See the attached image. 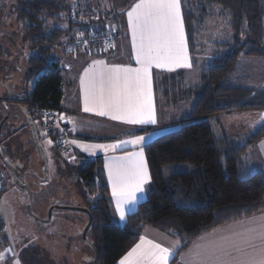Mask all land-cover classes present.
Segmentation results:
<instances>
[{"label": "trees", "instance_id": "1", "mask_svg": "<svg viewBox=\"0 0 264 264\" xmlns=\"http://www.w3.org/2000/svg\"><path fill=\"white\" fill-rule=\"evenodd\" d=\"M182 7L193 54L197 51L194 37L202 34L204 22L210 16L227 22L233 38L220 44L211 60H204L195 88L185 86V72L163 76L165 100L172 104L178 97L194 99V106L178 123L179 129L145 145L151 176L149 194L128 216L124 226L114 221L104 157L100 155L85 161L79 169L72 166L74 177L84 192V208L91 212L92 224L87 238L90 237L89 243L98 254V264H119L148 227L181 243L172 261L175 264L177 255L202 235L264 211V173L252 171L246 161L248 151L264 140V124L238 141L222 131V123L217 119L232 111L264 109V87L248 86L250 75L241 64L242 58L264 60V0H182ZM14 9L24 37L37 54L28 60L24 97L12 101L28 105L27 116L36 126L34 115L58 109L65 95L62 69L52 58L60 39L65 38L62 43L67 55L100 50V56L109 57L114 46L124 39V25L121 14L114 10L84 8L71 12L70 9L68 17L62 18L61 0H24ZM54 22H64L67 26L63 29L59 24L54 26ZM94 36H107L110 43L80 45ZM23 115L20 120L30 128L27 116ZM150 131L138 129L130 135ZM12 137L0 139V143L6 161L13 163L17 147L12 144ZM48 137L55 142L54 136ZM173 166L187 169L175 171ZM5 168L16 183L13 172L0 158V172L5 179L0 196L7 189ZM14 170L20 175L19 169ZM19 181L26 183L22 179ZM50 205L56 206L54 202ZM82 212L89 222V215ZM0 226H3L1 221ZM22 257L28 264L30 257L25 251ZM30 264L51 262L32 257Z\"/></svg>", "mask_w": 264, "mask_h": 264}, {"label": "snow or ice", "instance_id": "2", "mask_svg": "<svg viewBox=\"0 0 264 264\" xmlns=\"http://www.w3.org/2000/svg\"><path fill=\"white\" fill-rule=\"evenodd\" d=\"M127 18L137 66L93 61L80 77L84 111L129 125H156L153 68L172 71L192 67L181 0H139L127 12ZM151 135L153 133L148 134ZM146 139L142 135L115 144L85 146L86 151L101 149L105 152L115 151L121 145L141 146L139 151L105 162L115 212L121 221L136 208L145 194L144 186L151 180L142 146ZM178 246L164 247L141 237L140 243L119 264H169ZM181 260L185 264H264V215L253 217L246 226L229 235L195 244L190 256L187 259L181 256Z\"/></svg>", "mask_w": 264, "mask_h": 264}, {"label": "rangeland", "instance_id": "3", "mask_svg": "<svg viewBox=\"0 0 264 264\" xmlns=\"http://www.w3.org/2000/svg\"><path fill=\"white\" fill-rule=\"evenodd\" d=\"M23 1L0 0V121L6 117L8 110L10 111V117L4 125L0 139L3 141L4 138L13 135L11 141L16 145L17 151L12 161L16 169L22 173L21 179L33 190L34 200L31 207L33 214L28 212L29 193L16 185L12 174L5 168L7 189L0 196V221L3 224L0 230H5L4 236L13 249L21 250L23 253L25 251L27 257H30L27 259L28 264L32 257L47 259L51 264H93V253L83 238V232L88 224L85 213L54 209L51 220L47 222L50 204L53 202L57 206L72 208H84L86 205L82 198L83 189L74 177L70 157L64 155L52 138L45 135L41 124H36L38 134L36 139L32 129L20 120L24 108L12 101L24 97L28 60L37 54L36 49L24 37L22 25L16 17L14 8ZM61 1L63 9L60 15L65 18L68 17L70 7L67 0ZM207 21L210 22L205 26L208 34L225 41L224 43L232 40L233 34L227 22L214 20L213 16ZM57 24L63 29L67 26L64 22L53 23L54 26ZM64 39V37L60 39L54 53L55 50H62ZM254 67L250 78L255 84L248 86L264 87V65ZM156 81L159 83V79ZM191 101L194 104V99ZM176 103L180 104L179 101ZM192 108L187 113H190ZM168 131L170 130H159L161 134ZM64 140L67 142L66 138ZM63 163L71 166L65 169ZM82 165L76 167L79 169ZM87 239L89 242L90 237Z\"/></svg>", "mask_w": 264, "mask_h": 264}, {"label": "crops", "instance_id": "4", "mask_svg": "<svg viewBox=\"0 0 264 264\" xmlns=\"http://www.w3.org/2000/svg\"><path fill=\"white\" fill-rule=\"evenodd\" d=\"M137 2H139V0H67V4L69 5L71 12H76L77 10L84 8L102 9L103 11H117L121 14L120 18L123 21L124 25V39L119 45L116 46V49L109 53V57L103 55L100 56V50H90L88 52H82L76 55H67L64 53V47L62 50H56L52 56V58H54V60H52L54 62H57L62 69L65 78L64 85L66 86V92L61 103V107L65 109V111L61 114L60 122H58L55 127L54 135H59L62 137L63 146L60 148L62 150L61 152H63L64 155L70 157L72 166L83 164L85 161L93 160L101 155L104 157L105 169V162L107 159L112 157L124 156L133 151H139V148L141 147L121 145V147L117 148L115 151L109 150L105 152L101 149L86 151L85 146L115 144L120 141L131 139L134 136L143 135L148 137V139H146V141L142 145L144 148L145 145H147L154 139L166 134H161L159 130L169 129L170 131H168L167 133H170L179 129L178 123L186 115L189 114L187 112L192 108V106H194V104L191 99H189L190 101L184 99L181 100V97H178L176 100L172 101V104L170 101L168 102L167 100H165V97L162 94L164 90L163 76L165 74L185 72V81L187 82L185 86L188 87V89L195 88L199 82V77L202 71L201 65L204 64V60H211L212 54L214 53L216 48L220 44H223L225 42L212 36V34H208L204 28L201 35H195L194 37L197 51L193 54L190 49L188 27L184 20L181 0V11L185 27V38L192 67L175 68L172 71H168L167 69L153 68V107L157 119V124L129 125L118 120H113L109 116H99L95 112H85L83 92L80 85V77L84 74V70L92 65L93 61H104L107 65H123L131 67L137 66L134 60L131 31L128 27L127 18V12L130 11ZM214 20L221 21L219 18H214ZM209 23L210 22L208 21L204 22V27ZM241 64L247 69L248 74L250 75L252 69L255 68V65L259 67L264 65V60L242 58ZM158 79L159 83L158 81H156ZM33 83L34 82L30 83V87L33 86ZM248 84L254 85L255 81L252 83L251 78H249ZM177 101H179L180 104L177 105ZM18 103L24 108L23 114L27 116V114L29 113L28 105L21 102ZM262 117H264V109L232 111L219 115L217 119H220V122L222 123V131H224L229 137L239 141L242 140L245 136L253 133L257 128L264 124V119H262ZM138 129H151V131L144 134L130 135V132ZM116 131L121 132L116 133ZM149 133H153V135L148 136ZM64 138H66L67 142H65ZM246 161L252 171L264 173V140L253 146L248 151ZM63 165L64 168L67 169V165L64 163ZM172 169H175V171H183L187 168L185 166H173ZM105 173L110 188V205L114 221L118 225L124 226L128 216L131 213L135 212L139 204L147 199L151 180L144 186L145 194L136 205V208L132 212L127 213L125 220L121 221L119 219V215L115 212V203L112 197V185L108 180V173L106 169ZM261 215H264V211L249 218L238 220L233 223L221 226L208 234L202 235L188 249L182 251L177 255L178 259L175 264H185V261L181 260V256H185V258L187 259L190 256L191 252L194 250L195 244L207 243L209 240L219 239L221 236L229 235L232 231L239 230L242 226H246L247 222L250 221L253 217H259ZM0 228H3V226H0ZM145 230L149 231L148 233L144 231V235L142 236L146 240H151L154 243H159L164 247H173L174 245L178 244L179 246L175 250L174 257L176 256L181 247V243L177 239L164 234L152 227L146 228ZM154 230L156 232H153ZM4 232L5 230H0V264H17V261L19 262V264H26L22 257L23 252H21V250L13 249V247L9 244L8 239L4 236ZM138 243H140V240L138 241ZM133 247H135V245ZM131 249L129 251H131ZM127 253L124 256H126ZM174 257L169 260V264H172Z\"/></svg>", "mask_w": 264, "mask_h": 264}, {"label": "built area", "instance_id": "5", "mask_svg": "<svg viewBox=\"0 0 264 264\" xmlns=\"http://www.w3.org/2000/svg\"><path fill=\"white\" fill-rule=\"evenodd\" d=\"M90 41V42H89ZM93 43H105L108 44L109 38L106 37H97L94 36L88 41L81 42L80 45L91 44ZM62 92L65 94L66 86L62 87ZM65 111L62 107H59L56 110H43L42 113H36L34 115V119L36 123L41 124L43 128V132L47 136H54L55 137V144L57 147L61 148L63 146L62 137L59 135H54V130L58 122H60L61 114ZM5 188V179L0 172V191Z\"/></svg>", "mask_w": 264, "mask_h": 264}, {"label": "water", "instance_id": "6", "mask_svg": "<svg viewBox=\"0 0 264 264\" xmlns=\"http://www.w3.org/2000/svg\"><path fill=\"white\" fill-rule=\"evenodd\" d=\"M9 117H10V111L8 110L7 116L0 123V134H1L2 127H3L4 123L6 122V120ZM26 121H27V124L32 129L33 135H35V138L37 139L38 134H37L36 126H35L32 118L30 116H27L26 117ZM0 158H1L2 162L4 163V165L7 166L13 172V174L15 176V179H16V184L21 189H24V190H26L29 193V195H30V202L28 204V212H29V214L32 215L33 213H32V208L31 207H32V201H33V193H32L31 187L28 184L22 183V182L19 181L18 173L6 161V159H5L4 155H3V152H2L1 147H0ZM54 209H66V210L84 211V212H86L89 215V222H88V224H87V226H86V228H85V230L83 232V238L85 239V241L89 244V246L93 250V254H94V264H98V254H97L96 250L94 249V247L88 242V239H87V232L90 229L91 224H92V219L90 217L91 216V212L88 209H86V208H81V207H74V208H72V207L57 206L56 205L55 207L54 206L53 207H50L47 222L51 220L52 212H53Z\"/></svg>", "mask_w": 264, "mask_h": 264}, {"label": "flooded vegetation", "instance_id": "7", "mask_svg": "<svg viewBox=\"0 0 264 264\" xmlns=\"http://www.w3.org/2000/svg\"><path fill=\"white\" fill-rule=\"evenodd\" d=\"M0 147L2 148L3 146L1 145V143H0ZM3 151V150H2ZM8 164L12 167V168H14V169H16L15 168V165L11 162V161H8ZM22 175H21V173H20V175L18 174V178L21 180V177ZM23 183V182H22Z\"/></svg>", "mask_w": 264, "mask_h": 264}]
</instances>
